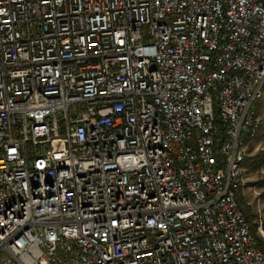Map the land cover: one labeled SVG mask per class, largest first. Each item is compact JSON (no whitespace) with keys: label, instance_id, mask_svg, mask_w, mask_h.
I'll return each instance as SVG.
<instances>
[{"label":"built area","instance_id":"1","mask_svg":"<svg viewBox=\"0 0 264 264\" xmlns=\"http://www.w3.org/2000/svg\"><path fill=\"white\" fill-rule=\"evenodd\" d=\"M263 89L264 0H0V264H264Z\"/></svg>","mask_w":264,"mask_h":264},{"label":"rangeland","instance_id":"2","mask_svg":"<svg viewBox=\"0 0 264 264\" xmlns=\"http://www.w3.org/2000/svg\"><path fill=\"white\" fill-rule=\"evenodd\" d=\"M257 115L259 119L258 134L249 146L247 157L255 155L264 149V89L263 97L257 102ZM244 169L246 182L241 187L240 194L252 217L250 223H256L257 219L264 218V186L258 182L264 177V164L257 170H251L244 164Z\"/></svg>","mask_w":264,"mask_h":264},{"label":"trees","instance_id":"3","mask_svg":"<svg viewBox=\"0 0 264 264\" xmlns=\"http://www.w3.org/2000/svg\"><path fill=\"white\" fill-rule=\"evenodd\" d=\"M250 144H249V146H250ZM249 146H248V154H249ZM244 164H246L248 166V168H250L251 170H257V169H259L264 164V149L262 151L256 153L255 155L248 156L244 160L243 165ZM258 182H259V184H261L262 186H264V177L260 181H258ZM236 199H237V203H238L239 208L244 212V215H245L246 219L250 223V220L252 219V217H251L250 213L248 212L247 207L243 203L242 195L240 194V189H237L236 190ZM263 222H264V218H263ZM255 226H256V223L255 222H251L250 223V229H251V232L252 233H254Z\"/></svg>","mask_w":264,"mask_h":264},{"label":"bare ground","instance_id":"4","mask_svg":"<svg viewBox=\"0 0 264 264\" xmlns=\"http://www.w3.org/2000/svg\"><path fill=\"white\" fill-rule=\"evenodd\" d=\"M239 189V188H238ZM237 200V199H236ZM238 204V203H237ZM239 207V206H238ZM244 213V212H243Z\"/></svg>","mask_w":264,"mask_h":264}]
</instances>
